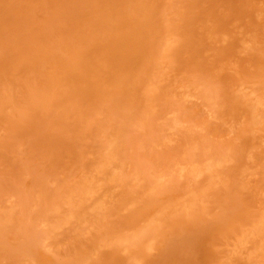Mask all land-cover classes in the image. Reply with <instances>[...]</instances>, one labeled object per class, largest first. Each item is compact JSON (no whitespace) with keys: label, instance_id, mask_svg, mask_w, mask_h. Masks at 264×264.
<instances>
[{"label":"rangeland","instance_id":"1","mask_svg":"<svg viewBox=\"0 0 264 264\" xmlns=\"http://www.w3.org/2000/svg\"><path fill=\"white\" fill-rule=\"evenodd\" d=\"M88 1L0 0V264H264V0Z\"/></svg>","mask_w":264,"mask_h":264},{"label":"bare ground","instance_id":"2","mask_svg":"<svg viewBox=\"0 0 264 264\" xmlns=\"http://www.w3.org/2000/svg\"><path fill=\"white\" fill-rule=\"evenodd\" d=\"M32 1H33V0H32ZM89 1H90V0H89ZM89 1H88V2H89ZM92 1H93V0H92ZM147 1H148V0H147ZM86 2H87V1H86ZM7 3H8V2H7ZM28 3H30V2H28ZM95 3H96V2H95ZM9 4H10V3H9ZM147 4H148V3H147ZM64 5H65V4H64ZM66 5H67V4H66ZM72 5H73V4H72ZM61 6H62V5H61ZM93 6H94V5H93ZM95 6H96V5H95ZM124 6H125V5H124ZM77 7H78V5H77ZM157 7H158V6H157ZM84 8H85V7H84ZM93 8H94V7H93ZM76 9H77V8H76ZM91 9H92V8H91ZM155 9H156V8H155ZM74 10H75V9H74ZM79 10H81V9H79ZM79 10H78V11H79ZM149 10H150V9H149ZM1 11L3 12L4 9L1 10ZM75 11H76V10H75ZM90 11H92V10H90ZM135 11H136V10H135ZM117 12H118V11H117ZM44 13H45V12H44ZM51 13H52V12H51ZM60 13H61V12H60ZM76 13H77V12H76ZM133 13H134V12H133ZM2 14H3V13H2ZM54 14H55V13H54ZM0 15H1V14H0ZM57 15H58V14H57ZM71 16H72V15H71ZM78 16H79V15H78ZM78 16H77V18H78ZM95 16H96V15H95ZM74 17H75V16H74ZM28 19H29V18H28ZM40 19H41V18H40ZM122 19H123V18H122ZM46 20H47V19H46ZM46 20H44V21H46ZM90 20H91V19H90ZM26 21H27V20H26ZM70 21H71V20H70ZM85 21H86V20H85ZM4 22H5V20H4ZM6 22H7V21H6ZM33 22H34V21H33ZM33 22H32V23H33ZM59 22H60V21H59ZM35 23H36V22H35ZM84 23H85V22H84ZM86 23L88 24V22H86ZM147 23H148V22H147ZM3 24H4V23H2V25H3ZM25 24H26V23H25ZM25 24H24V25H25ZM71 24H72V23H71ZM89 24H90V23H89ZM93 24H94V23H93ZM100 24H101V23H100ZM39 25H40V24H39ZM45 26H46V25H45ZM56 26H57V25H56ZM75 26H77V25H75ZM83 26H84V25H83ZM1 27H2V26H1ZM4 27H5V25H4ZM5 28H6V27H5ZM90 28H91V27H90ZM90 28H89V29H90ZM135 29H136V28H135ZM73 30H74V29H73ZM125 30H126V29H125ZM40 31H41V30H40ZM80 31H81V30H80ZM55 32H56V31H55ZM76 32H77V31H76ZM96 32H97V31H96ZM98 32H99V31H98ZM107 32H108V31H107ZM109 32H110V31H109ZM133 32H134V31H133ZM6 33H7V32H6ZM14 33H15V32H14ZM49 33H50V32H49ZM78 33H79V32H78ZM81 33H82V32H81ZM88 33H89V32H88ZM91 33H93V32H91ZM103 33H104V32H103ZM11 34H12V33H11ZM74 34H75V33H74ZM5 35H6V34H5ZM14 35H15V34H14ZM76 35H77V34H76ZM88 35H89V34H88ZM90 35H91V34H90ZM94 35H95V34H94ZM96 35H99V34L96 33ZM72 36H73V35H72ZM25 37H26V36H25ZM90 37H91V36H90ZM106 37H107V36H106ZM10 38H11V37H10ZM92 38H95V37H92ZM111 38H112V37H111ZM104 39H105V38H104ZM115 39H116V38H115ZM18 40H19V39H18ZM81 40H82V39H81ZM88 40H90V39H87V41H88ZM95 40H96V39H95ZM9 41H10V40H9ZM82 41H83V40H82ZM82 41H81V42H82ZM93 41H94V39H93ZM99 41H100V40H99ZM106 41H107V40H106ZM7 42H8V41H7ZM22 42H23V41H22ZM27 42H28V41H27ZM81 42H80V43H81ZM85 42H86V40H85ZM10 43H11V42H10ZM29 43H30V42H29ZM89 43H90V42H89ZM105 43H106V42H105ZM118 43H119V42H118ZM90 44H91V43H90ZM97 44H98V43H97ZM12 45H13V42H12ZM85 45H87V44H85ZM119 46H120V45H119ZM133 47H134V46H133ZM2 48H3V47H2ZM14 48H16V47H14ZM80 48H81V47H80ZM115 48H116V47H115ZM19 49H20V48H19ZM119 49H120V48H119ZM1 50H2V49H1ZM26 50H27V49H26ZM18 51H19V50H18ZM117 51H118V49H117ZM82 52H83V51H82ZM121 52H123V51H121ZM12 53H13V51H12ZM20 53H21V52H20ZM70 53H71V52H70ZM35 54H36V53H35ZM116 54H117V53H116ZM17 55H18V54H17ZM20 55H21V54H20ZM23 55H24V54H23ZM23 55H22V56H23ZM26 55H27V54H26ZM11 56H12V55H11ZM13 56H14V55H13ZM112 56H113V55H112ZM23 57H24V56H23ZM42 58H44V57H42ZM62 58H63V57H62ZM68 58H70V57H68ZM111 58H112V57H111ZM7 59H8V58H7ZM70 59H71V58H70ZM15 60H18V59H15ZM57 60H58V59H57ZM66 60H67V59H66ZM104 60H105V59H104ZM19 61H21V60H19ZM68 61H69V60H68ZM64 63H65V62H64ZM104 65H105V64H104ZM35 66H36V65H35ZM64 66H65V64H64ZM107 66H108V65H107ZM73 67H74V66H73ZM121 67H122V66H121ZM2 68H3V67H2ZM74 68H75V67H74ZM78 68H79V67H78ZM40 70H41V69H40ZM71 70H72V69H71ZM79 70H80V68H79ZM76 71H77V70H76ZM131 73H132V72H131ZM66 74H67V73H66ZM90 74H91V73H90ZM118 74H119V73H118ZM63 76H64V75H63ZM101 76H102V75H101ZM93 77H94V76H93ZM100 79H102V78H100ZM106 80H107V79H106ZM107 81H108V80H107ZM116 81H117V80H116ZM104 82H105V81H104ZM95 83H96V82H95ZM57 84H58V83H57ZM53 85H54V84H53ZM102 86H103V85H102ZM52 87H53V86H52ZM103 87H104V86H103ZM42 88H43V87H42ZM127 90H128V89H127ZM239 90H240V89H239ZM87 91H88V89H87ZM91 92H92V91H91ZM81 94H83V93H81ZM133 94H134V93H133ZM145 94H146V93H145ZM104 95H105V94H104ZM129 95H130V94H129ZM123 97H124V96H123ZM120 98H121V97H120ZM62 99H63V98H62ZM89 100H90V99H89ZM124 100H125V99H124ZM249 105H250V104H249ZM247 107H248V106H247ZM64 110H65V109H64ZM69 110H70V108H69ZM251 110H252V109H251ZM254 110H255V108H254ZM59 111H60V110H59ZM64 113H65V111H64ZM53 114H54V113H53ZM50 115H51V114H50ZM67 115H68V114H67ZM251 115H252V113H251ZM39 117H40V116H39ZM60 117H61V116H60ZM251 117H253V116H251ZM26 118H27V117H26ZM252 120H254V119H252ZM40 121H41V120H40ZM254 121H255V120H254ZM62 142H63V141H62ZM53 143H54V142H53ZM61 144H62V143H61ZM65 146H66V145H65ZM69 146H70V145H69ZM71 146H72V145H71ZM43 147H45V149H46L47 146H43ZM48 147H49V146H48ZM67 148H69V147H67ZM41 149H42V147H41ZM69 149H70V148H69ZM51 150H52V149H51ZM53 153H54V152H53ZM56 210H57V209H56ZM263 213H264V212H263ZM263 216H264V215H263ZM260 217H261V216H260ZM175 218H176V217H175ZM261 220H262V219H261ZM157 222H158V221H157ZM256 223H257V222H256ZM258 224H259V223H258ZM152 225H153V224H152ZM256 225H257V224H256ZM263 225H264V223H263ZM254 226H255V225H254ZM148 227H149V226H148ZM150 227H151V226H150ZM150 227H149V228H150ZM255 229H256V228H255ZM141 230H142V229H141ZM141 230H140V231H141ZM138 233H139V232H138ZM147 233H148V232H147ZM139 235H140V234H139ZM139 235H138V236H139ZM144 235H145V234H144ZM150 236H151V235H150ZM132 237H133V236H132ZM135 238H136V237H135ZM137 238H138V237H137ZM153 238H154V237H153ZM155 238H156V237H155ZM157 238H158V236H157ZM142 239H143V238H142ZM159 239H160V238H159ZM185 239H186V238H185ZM185 239H184V240H185ZM145 240H146V239H145ZM148 240H149V239H148ZM157 240H158V239H157ZM180 241H181V240H180ZM180 241H179V242H180ZM186 241H187V240H186ZM172 242H173V240H172ZM174 242H175V241H174ZM179 242H177V243H179ZM148 243H149V241H148ZM148 243H147V244H148ZM150 243H151V240H150ZM158 243H159V242H158ZM169 243H170V242H169ZM175 243H176V242H175ZM177 243H176V245H177ZM185 244H186V243H185ZM150 245H151V244H150ZM150 245H149V246H150ZM176 245H175V246L172 245V246L169 247V248H170L169 251H171V252L168 251L167 254H166V252H167L166 250H165V253L162 252V253L164 254V255H163V254L161 255L162 258L164 257V258H163L164 261L161 260V261H163V263L166 264L167 262H169V263L171 264L172 260H175V259H176L175 256H174V254H173V252H172V251H173L172 249H175V250H174V253H175L176 256H177V254H176L177 252H175V251H176V248H178V249L181 248L180 251L183 252L184 248L182 249V247H179V246L177 247ZM189 245H190V243H189ZM138 246H139V245H138ZM143 246H144V245H143ZM151 246H152V245H151ZM151 246H150V248H151ZM153 247H154V246H153ZM153 247H152V248H153ZM166 247H167V246H166ZM166 247H165V249H166ZM175 247H176V248H175ZM184 247H187V246H184ZM144 248H145V247H144ZM152 248H151V249H152ZM171 248H172V249H171ZM196 248H197V247H196ZM178 249H177V250H178ZM186 249H187V248H186ZM186 249H185V250H186ZM198 249H199V248H198ZM144 250H145V249H144ZM158 250H159V249H158ZM139 251H140V249H139ZM148 251H149V250H148ZM196 251H197V250H196ZM135 252H136V251H135ZM143 252H144V251H143ZM186 252H187V251H186ZM146 253H147V252H146ZM149 253H150V252H149ZM170 253H171V254H170ZM189 253H190V252H189ZM134 254H135V253H134ZM169 254H170V255H169ZM178 254H180L179 250H178ZM166 255H167V256H166ZM141 256H142V255H141ZM173 256H174L175 259L173 258ZM179 256H180V255H179ZM185 256H186V255H185ZM185 256H183V257H185ZM207 256H208V255H207ZM167 257L170 258V259H168ZM130 258H131V257H130ZM136 258H137V257H136ZM145 258H146V256H145ZM171 258H172V259H171ZM180 258H181V257H180ZM138 259H139V258H138ZM160 259H161V258H160ZM140 260H141V258H140ZM165 260H166V262H165ZM170 260H171V261H170ZM176 260H177V259H176ZM179 260H180V259H179ZM179 260H178V261H179ZM182 260L185 262L184 259H182ZM187 260H189V259H187ZM206 260H207V259H206ZM142 261H143V259H142ZM142 261H141V262H142ZM152 261H153V260H152ZM180 261H181V260H180ZM207 261H208V260H207ZM138 262H139V261H138ZM138 262H136V263H138ZM157 262H158V260H157ZM159 262H160V260H159ZM159 262H158V263H159ZM176 262H177V261H176ZM187 262H189V261H187ZM136 263H135V264H136ZM146 263H147V262H146ZM153 263H154V262H153ZM161 263H162V262H161ZM161 263H160V264H161ZM169 263H167V264H169ZM172 263L174 264L175 261H173ZM199 263H200V262H199ZM154 264H156V262H155ZM176 264H177V263H176ZM178 264H180V263H178ZM181 264H182V262H181ZM185 264H186V262H185Z\"/></svg>","mask_w":264,"mask_h":264}]
</instances>
